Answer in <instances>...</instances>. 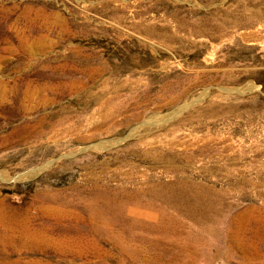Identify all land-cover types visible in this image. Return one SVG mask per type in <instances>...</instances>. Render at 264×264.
Masks as SVG:
<instances>
[{
  "label": "rangeland",
  "instance_id": "1",
  "mask_svg": "<svg viewBox=\"0 0 264 264\" xmlns=\"http://www.w3.org/2000/svg\"><path fill=\"white\" fill-rule=\"evenodd\" d=\"M133 59L144 66H131ZM263 61L264 0H0V264H264ZM100 63L107 69H95L100 77L85 93L96 99L87 106L95 121L110 122V101L141 114L120 138L177 107L155 111L165 91L140 95L148 85L163 86L170 69L205 71L193 95L207 94L174 121L104 154L80 151L97 141L53 145L48 123L59 104L45 83L74 79ZM249 83L256 90L246 91ZM182 120L194 122V136L186 127L179 133L185 142L194 137V160L179 157L185 156L165 136ZM34 124L42 136L33 142L42 146H13V133ZM136 144L148 149L146 158L124 157L132 170L119 167L111 155ZM127 176L134 178L132 191L142 192L154 189L156 176L162 186L182 181L184 202L153 201L150 216L125 234L107 220L98 223L113 235L92 232L81 188Z\"/></svg>",
  "mask_w": 264,
  "mask_h": 264
},
{
  "label": "bare ground",
  "instance_id": "2",
  "mask_svg": "<svg viewBox=\"0 0 264 264\" xmlns=\"http://www.w3.org/2000/svg\"><path fill=\"white\" fill-rule=\"evenodd\" d=\"M254 37L255 36H253V38ZM212 52L217 54L219 51L217 52V51H214L213 49ZM131 60H129L131 66L133 65H136V67L144 66V63L136 64V61L134 59L133 60L135 61V63L133 64ZM214 61H215V58L210 60L212 66H218L220 64V62L214 63ZM88 69L89 70L87 71V73L81 74L78 77H75L74 79L67 80L64 78H56V79H53L52 82L45 83L44 85V88L49 90L52 96L53 103L56 105L59 104L58 111L56 113L57 119L52 120L50 123H48V127H49L48 131L51 133L53 137L57 138L56 142L53 144V145H57V147L59 145L60 147L67 149L74 145L81 146L84 144L97 141L96 144L91 145L86 148H81L80 151L92 149V150L97 151L96 153L93 152L95 155L104 154L105 152H109L110 149L123 143L129 138L131 139L136 136L140 137L142 135H146L147 133L151 132L152 129L153 131H156L157 129H160V127H163L166 124L174 121L182 113H184L187 109L192 108L194 106V102H197V103L200 102L207 94V90H204L202 94H200V96L198 97L194 98V95H193V90H195L198 84L202 82L200 81L201 75H203L205 71L194 70V73L193 72L190 73L189 69L186 70L182 66L176 69L174 68L170 69L168 72L164 73L160 79L161 81L163 80L164 82V85L162 84L163 86L153 87L152 84L148 85L146 89L140 93V95L144 94L143 98H145L146 96H147L146 98H148L150 97L149 95L151 93L154 94L153 92H155L156 90H159L158 93L165 91L166 94L164 95L168 94L167 97L169 99L167 97H166L167 99H165L164 97L162 99L161 96L158 97V100L160 102L157 103L156 105L153 104L155 105V109H156L155 111L162 112L164 109H169L171 107L173 109V107L176 105L177 107L171 112L169 113L167 112L166 115L156 114L155 116H152L150 120L142 122L141 124L139 123L140 125L133 128L128 136L124 138L122 137L120 138L118 136L121 134L124 128L128 127L132 123L140 122L141 114L140 115L132 114L133 113L132 111H135V109L131 111L132 104H131V107H129V104L127 107L126 105L127 103H120L117 106L116 103L112 104L111 101L108 99L110 101V109H111L110 122L105 125V124H99L97 121H95L94 113L89 112L88 111L89 108H87V106L89 104H95L96 99L94 97L89 98L85 96V93H88L90 90V89H86V87L89 85L96 84L95 78L100 77V76L95 77L96 70L99 74L100 73L103 74V72L106 71L107 67L105 66V64L100 63L96 68L91 67ZM138 82L137 84H139ZM126 83H129V82H126ZM60 86L65 88V91L61 92L59 90ZM118 88L120 87L118 86L117 89ZM117 89L116 91L118 92L119 89L118 90ZM245 90L251 92V91L256 90V88L254 87L252 83H249L248 85L246 84ZM120 93L121 92L119 91V93L118 94L116 93V94L119 95ZM113 95H115L114 92L112 93V95L110 94V96H113ZM86 98H88L90 101L86 102V100H88ZM183 100H185V102L182 105H179L181 102H183ZM143 102H146V101H142V102L138 101L137 108L143 109L141 111L146 110L148 106L147 104L146 105L142 104ZM152 110L154 111V109ZM224 110L225 109H223V111ZM212 114H215V113H212ZM193 124L194 122H191V121L189 122L183 121L182 123L179 122L178 124L176 123L175 128L171 130H167L165 132V136L170 138L169 139L170 143L173 144L174 147L176 148L175 149L176 153L185 156V157L179 156L181 158L194 160V148H195L194 137L192 138L193 141L190 140V143H189L188 141L185 142L183 139H181L182 136L179 135L180 131H182L180 129H182V127H186V129L184 130L187 131L188 135L194 136L195 128ZM24 126H25L24 129L13 133L12 145L22 146L23 150H26V151H29L31 149L33 150L36 148H40L42 146V143L41 145H35L33 141L35 138H39L42 136V134H40L42 133V131L39 132V130L41 129V126L39 124H34L30 128L28 125H24ZM199 126L201 125L199 124ZM103 138H107L110 141H103L102 140ZM241 145L242 146L240 148L243 147V144ZM151 146L153 145L151 144L149 147ZM147 150L148 149H145L144 144L142 146H140L139 144H136L135 148L130 150V152H116V153H113L111 156L115 157V158L112 157L113 161H115L119 167L128 168V170H130L133 167L132 162H127L126 160H124V157H131L135 161L136 159L138 161L144 160L146 158L145 155L147 153L146 152ZM31 152L32 151H30V153ZM127 173L128 172L126 171L124 172V174H127ZM179 173H180L179 170H176V169L174 172H171V176L172 178L175 179V182L177 179L180 178L178 177ZM130 174H132V172ZM70 177L73 178V174L70 175ZM123 179H119L116 184H111L109 183V181H107L101 184L100 186L93 188L92 190H89V189L87 190V189H84L83 187L81 188L82 194L77 195V196H82L88 199L87 203H85L86 205L84 206L82 205V206L85 208L83 211L86 213L87 220L90 221V223H92L91 225L92 232H101L102 234H105V235H113V232L115 229H112L110 226H101L98 223V221L107 220V221H118L121 225L119 232L121 234H125L130 230V226L133 221L141 220V219H144L150 216V213L148 212V210L149 208H151L150 206L153 204V201H156L158 203H164V201H167L170 203H174V202L178 203L181 201L184 202L182 200L183 197L181 198L178 195V191H181V189L185 186V183H182V181L176 184L175 182L174 183L166 182L167 186L166 185L162 186L160 185L161 183L158 182L161 180V177L156 176L155 179H156L157 184L154 185L153 187L154 189H151L150 191H147V192H142V191H136V190L132 191V188H131L132 186L130 183H134L133 177L127 176L126 178H123ZM74 186L81 187L79 185H74ZM160 188L164 189L163 193H161ZM168 193H171V195H169ZM163 194H166V195H163ZM147 197H150V198H147ZM191 198L194 199L193 196ZM53 200H57V199L53 198ZM63 203L67 204L69 208L74 207L75 205L73 202L70 201V199H66ZM77 204L80 206V203L77 202ZM61 209L63 211L62 207ZM54 210H58V209L56 208ZM98 224H99V227H98Z\"/></svg>",
  "mask_w": 264,
  "mask_h": 264
}]
</instances>
